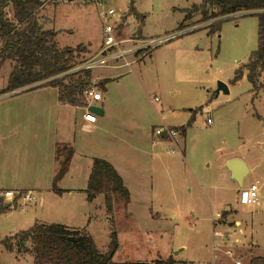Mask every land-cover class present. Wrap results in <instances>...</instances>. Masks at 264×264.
Masks as SVG:
<instances>
[{
  "label": "rangeland",
  "instance_id": "rangeland-1",
  "mask_svg": "<svg viewBox=\"0 0 264 264\" xmlns=\"http://www.w3.org/2000/svg\"><path fill=\"white\" fill-rule=\"evenodd\" d=\"M201 1L105 0L106 7L115 10L114 20L121 22V37L175 34L152 49L151 58L146 56L129 67L96 65L84 70L96 84L103 77H113L106 91L96 84L92 87L100 90L110 115L104 129L96 133L94 147L96 154H105L98 151V144L110 133L116 145L127 148L135 162L125 183L130 200L124 206L122 198L114 195L108 213L102 196L91 205L77 194L71 198L74 209L55 208L47 202L39 218L45 223L52 221L44 218L58 223L73 219L84 227L80 222L87 212L84 228L101 251H108L111 233L115 234L112 258L117 262L157 258L172 264H234L235 260L248 264L251 256L264 252V71L255 88L246 71L233 81L236 69L257 47V16L233 14L221 21L218 32H209L202 27L208 21L200 13H189L178 28L186 9ZM36 10L42 28L55 31L57 46L73 49L74 66L100 57L95 55L103 43V31L93 1H47ZM5 13L12 18L10 6ZM194 26L198 27L180 29ZM13 65L8 59L0 62V87ZM219 82L226 83L227 93L217 91ZM208 115L211 124L205 121ZM161 126L179 131L185 126V132L152 146V131ZM12 144L0 153L1 187L13 184L10 178L18 169L27 173L30 168L26 149L19 156ZM232 156H241L250 165L242 186L257 185L256 204L239 203L238 184L225 166ZM74 162L75 169L84 173L83 160ZM80 180L75 186L83 185ZM38 200H17L11 212L0 209V238L28 228L30 208L35 209ZM5 203L10 202L2 200ZM234 229L237 235L225 237ZM0 263L32 264V256L1 248Z\"/></svg>",
  "mask_w": 264,
  "mask_h": 264
},
{
  "label": "trees",
  "instance_id": "trees-1",
  "mask_svg": "<svg viewBox=\"0 0 264 264\" xmlns=\"http://www.w3.org/2000/svg\"><path fill=\"white\" fill-rule=\"evenodd\" d=\"M41 4L40 0H0V62L6 59L14 61L6 86L0 93L26 86L50 85L57 88L61 102L86 106L84 90L92 87L90 73L85 69L71 71L75 63L73 49L59 48L55 31L42 28L36 10ZM8 6L11 7L12 18L5 13ZM241 11H248L243 15L257 16V47L236 69L233 81L240 79L246 71L248 81L255 88L264 71V0H202L186 9L184 20L189 13L198 12L203 21L213 19L207 26L208 31L218 32L225 17ZM107 82L108 79L104 78L96 85L106 91ZM184 127L180 128L182 134ZM72 155L71 146L57 145L58 167L52 181L55 192H60L57 182L67 172ZM85 192L88 201L102 194L108 213L112 211L114 195L122 198L124 206L130 200L123 178L108 160L101 157L92 160ZM1 202L2 211L10 208L11 203L2 205ZM28 242L30 246H27ZM116 244L112 232L109 249L103 252L85 228L45 222H35L26 229L0 238V250L28 252L33 258L32 264H172L171 260L157 258L151 261H114L112 255ZM248 264H264V255L251 256Z\"/></svg>",
  "mask_w": 264,
  "mask_h": 264
},
{
  "label": "crops",
  "instance_id": "crops-1",
  "mask_svg": "<svg viewBox=\"0 0 264 264\" xmlns=\"http://www.w3.org/2000/svg\"><path fill=\"white\" fill-rule=\"evenodd\" d=\"M197 13L198 12L192 14ZM183 21L184 17L179 25ZM152 55L153 54L150 52L149 57L151 58ZM103 78H107L108 81L113 79L111 76ZM2 81L3 83L1 84L0 91L6 86L7 76L2 78ZM95 84L96 82L92 83V87L96 86ZM38 88L40 89L36 90ZM0 99H2L0 100V149L2 148V152L0 153L2 154L3 149L5 147L7 148L10 143H13L15 146L14 150L19 151L18 155L20 156L21 152L26 149V154L29 156L30 160L29 171L27 173L19 172V169L15 171V173L12 174V178H10L13 180V184L11 186H0V193L6 189L31 191L35 197L39 199L38 201H35L36 208H30V222L28 221V223L33 224L35 222L43 221L39 218V213L44 210L47 202H50L55 208L61 207L66 209L65 206L67 205L71 207L72 205L76 206L71 198L77 196V194H80L82 199L84 198L85 201L91 205L99 195L102 196L104 202L102 194H97L91 201L86 199L85 189L94 157H101L108 160L123 178L124 184L126 183L127 177L130 176V164H135L132 157H130L127 148L116 145L114 143L115 137L110 133V136H107L106 140L98 144V151L105 154H96V148L94 147L95 142H97L96 133L104 129L110 118L107 105L102 101V94L101 99L89 101L86 106H74L61 102L58 99V91L56 87L26 86L13 91L0 93ZM90 104L97 105L102 109V114H96L97 118L95 122H88L84 120L82 116L83 112ZM161 127L152 131V146H156L159 142L167 139L165 135L159 134V129ZM62 144L71 146L73 149V155L67 172L57 182V188L60 189V192H55L52 189V181L58 167L56 147L57 145ZM87 148H91L92 150L88 152ZM232 157L241 158L248 166V173L250 172V165L244 160V158L241 156ZM80 159L83 160L84 165V173L82 174L77 171L74 166V161L76 160L81 163ZM78 178L81 179L80 181L83 185L80 184V186H75V181ZM24 180L28 181L26 183L20 182ZM50 192L53 195L50 194ZM0 200L8 202V200L4 199L1 194ZM67 200H70L71 202H67ZM100 206L101 205L99 204V207ZM72 208L74 209V207ZM73 209L69 210L71 211ZM10 210L13 209L9 208L8 212H11ZM104 212L106 213V211ZM79 214L82 215V212H79ZM86 215L87 212H84L82 217L83 220L80 222L82 223V226L85 225L84 227L88 225L85 223ZM105 216L107 217V215ZM44 219L52 221L51 223H58L57 220H50V218ZM70 221L63 224L84 228L75 224L73 219ZM32 224H30V226ZM86 230L94 239L90 230ZM94 241L96 242L95 239ZM260 255H264V252Z\"/></svg>",
  "mask_w": 264,
  "mask_h": 264
},
{
  "label": "built area",
  "instance_id": "built-area-1",
  "mask_svg": "<svg viewBox=\"0 0 264 264\" xmlns=\"http://www.w3.org/2000/svg\"><path fill=\"white\" fill-rule=\"evenodd\" d=\"M42 1L43 5L47 1L51 2H73L75 0H40ZM85 1V0H81ZM96 6L98 17L101 20L102 24V31H103V43L99 52L95 55L99 57L96 60H86L80 62L77 66H74L71 71H77L80 69H90L96 65H107L113 68H120V67H129L134 62L143 59L146 56H149L152 49L161 45L162 43L168 42L171 40L175 34H164L161 36L155 37H141V38H134V37H121L118 35V28L121 22L114 20L115 10L112 7H106L105 0H91ZM241 14L248 13V11H241L237 12ZM234 13V14H237ZM208 21L205 23L204 26H209L213 19L206 20ZM198 26H194L191 28H180L182 31H190ZM84 97H88L90 101H96L101 99V92L100 90H94L92 87L86 88L84 90ZM91 105V104H90ZM208 112V111H206ZM83 119L88 122H95L97 115L87 108L82 114ZM206 123L211 124L212 120L210 115L206 117ZM159 134L165 135L167 138L175 139L179 134L180 131L177 128H169L167 126H163L159 129ZM1 196L8 200L11 203L10 207H14L15 202L17 200H21V202L28 203L32 200H35L36 197L31 191H21V190H11L6 189L1 191ZM258 187L255 183H250L247 186H241L239 188V196L238 201L241 205H253L258 202ZM217 217L221 215L219 213L216 214ZM215 221V220H214ZM240 222H236V225H239ZM240 231V230H239ZM238 230L234 229L232 232H227L225 237L230 235H237ZM224 236V234L221 233ZM237 241V239H235ZM231 254L230 251L227 252ZM234 264H241L240 260H235Z\"/></svg>",
  "mask_w": 264,
  "mask_h": 264
},
{
  "label": "water",
  "instance_id": "water-1",
  "mask_svg": "<svg viewBox=\"0 0 264 264\" xmlns=\"http://www.w3.org/2000/svg\"><path fill=\"white\" fill-rule=\"evenodd\" d=\"M217 91H222L224 93H227L228 87L226 83L219 82L217 84ZM87 110L95 114H99V115L102 114V109L99 106L94 105V104L88 105ZM225 166L229 171L230 178L233 179L238 184V187L240 188L242 186L243 178L248 173L247 164L241 158L232 157L226 160ZM5 206H7V204Z\"/></svg>",
  "mask_w": 264,
  "mask_h": 264
}]
</instances>
